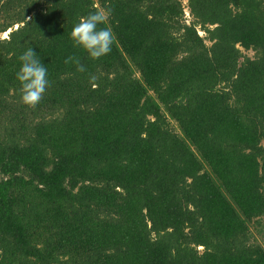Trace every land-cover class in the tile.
Segmentation results:
<instances>
[{"label":"trees","instance_id":"obj_1","mask_svg":"<svg viewBox=\"0 0 264 264\" xmlns=\"http://www.w3.org/2000/svg\"><path fill=\"white\" fill-rule=\"evenodd\" d=\"M96 10L116 37L98 61L70 39ZM188 11L0 0V264H264V0ZM28 47L51 85L35 110Z\"/></svg>","mask_w":264,"mask_h":264},{"label":"clouds","instance_id":"obj_2","mask_svg":"<svg viewBox=\"0 0 264 264\" xmlns=\"http://www.w3.org/2000/svg\"><path fill=\"white\" fill-rule=\"evenodd\" d=\"M108 23L109 14L103 10H96L80 17L70 34L73 47L82 49L94 61L108 56L116 40ZM19 61L21 66L16 73V79L20 84L21 102L27 108L35 110L51 86L48 69L32 47H28L19 56ZM72 63L76 65L77 71H86L79 57L69 56L65 60V64Z\"/></svg>","mask_w":264,"mask_h":264},{"label":"rangeland","instance_id":"obj_3","mask_svg":"<svg viewBox=\"0 0 264 264\" xmlns=\"http://www.w3.org/2000/svg\"><path fill=\"white\" fill-rule=\"evenodd\" d=\"M183 5H184V8H185V11H187L186 16H185L186 23L190 24L192 22V17L190 16V13L188 11V0H183ZM200 34L202 36L204 35L202 32H200ZM7 37H8V33L1 35L2 39H7ZM245 55H247V56H249L251 58L254 57V53L251 52V51L250 52H245Z\"/></svg>","mask_w":264,"mask_h":264}]
</instances>
